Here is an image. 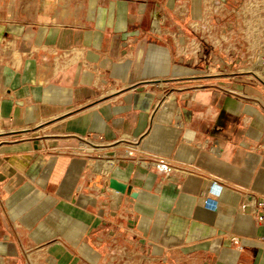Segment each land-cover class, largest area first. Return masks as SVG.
I'll list each match as a JSON object with an SVG mask.
<instances>
[{"label": "crops", "instance_id": "1", "mask_svg": "<svg viewBox=\"0 0 264 264\" xmlns=\"http://www.w3.org/2000/svg\"><path fill=\"white\" fill-rule=\"evenodd\" d=\"M229 1L0 8V264H264V95L227 74ZM87 132L174 168L121 161L113 194L46 149Z\"/></svg>", "mask_w": 264, "mask_h": 264}, {"label": "built area", "instance_id": "2", "mask_svg": "<svg viewBox=\"0 0 264 264\" xmlns=\"http://www.w3.org/2000/svg\"><path fill=\"white\" fill-rule=\"evenodd\" d=\"M156 22L153 19L152 30L157 31ZM75 139L76 144L70 146H46V149L56 153H67L83 157L85 166L94 173L96 180L103 179V189L118 194L120 191L109 186L108 181L111 172L118 163L125 160L133 161L146 168H154L160 174L162 179H166L170 171L174 168L170 159L164 157L147 158L138 155L137 138L123 137L113 142H104L100 138L87 132L83 135H69ZM205 205L216 208V204L206 199ZM245 202L244 205H247ZM255 215L258 223H264V200L255 203Z\"/></svg>", "mask_w": 264, "mask_h": 264}, {"label": "rangeland", "instance_id": "3", "mask_svg": "<svg viewBox=\"0 0 264 264\" xmlns=\"http://www.w3.org/2000/svg\"><path fill=\"white\" fill-rule=\"evenodd\" d=\"M24 1L0 0V8L3 5L16 7ZM225 10L227 16L233 21L231 46L235 53L232 57L234 71L227 74L235 77L243 75L244 79L255 83L260 93L264 95V62L258 65L253 64L257 54L264 59V0H231ZM243 67L246 70H243ZM210 70L218 74L223 72L219 69ZM210 70L205 72L210 73ZM223 73L226 74V72Z\"/></svg>", "mask_w": 264, "mask_h": 264}, {"label": "water", "instance_id": "4", "mask_svg": "<svg viewBox=\"0 0 264 264\" xmlns=\"http://www.w3.org/2000/svg\"><path fill=\"white\" fill-rule=\"evenodd\" d=\"M108 184L111 188L119 190V191H124L126 188V185L118 180H116L114 177H110Z\"/></svg>", "mask_w": 264, "mask_h": 264}, {"label": "bare ground", "instance_id": "5", "mask_svg": "<svg viewBox=\"0 0 264 264\" xmlns=\"http://www.w3.org/2000/svg\"><path fill=\"white\" fill-rule=\"evenodd\" d=\"M263 62H264V59L259 54H257L256 57L254 58L253 64L258 65V64H261Z\"/></svg>", "mask_w": 264, "mask_h": 264}]
</instances>
